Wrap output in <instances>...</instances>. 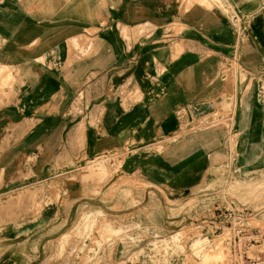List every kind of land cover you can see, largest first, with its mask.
Masks as SVG:
<instances>
[{
    "label": "rangeland",
    "instance_id": "rangeland-1",
    "mask_svg": "<svg viewBox=\"0 0 264 264\" xmlns=\"http://www.w3.org/2000/svg\"><path fill=\"white\" fill-rule=\"evenodd\" d=\"M184 1H174L180 15H188L189 11L208 13L238 31L234 52L221 59L219 66V78L224 82L222 111L190 131L193 137L200 135L207 149L201 152V164L208 168L201 184L186 191L159 189L158 194L149 192L142 200L144 183L131 180L105 188L110 180L120 178V164L114 159L113 175L106 176L98 200L85 199L71 208V203L62 199L61 186L66 177L63 174H85L87 168H79L82 163L108 168L110 162L101 155L92 164L83 151L87 122L86 104L81 103L83 94L72 102L73 95L61 91L48 104L44 113L47 119H34L39 115L37 111H23L14 104L22 95L24 77L17 67L7 65L12 77L0 88V264H200L201 258L185 242L179 249L165 246L177 233L183 237L207 233L220 240L221 264H232L228 247L230 226L219 224L224 212L234 211L235 217L229 220L232 225L239 221L264 232V68L260 66L264 55V0H217L212 2L215 5L206 4L210 10L194 0ZM107 4L108 0H96L95 11L110 10V20L119 18L113 15L119 9L113 5L108 9ZM110 26L111 34L123 37V47L129 48L135 41L132 37L138 32L118 24L116 29L114 24ZM254 29L260 30V47L254 42ZM114 42L120 46L119 40ZM5 45L6 41L0 40V49ZM99 46L95 40L96 51ZM243 66L257 71L248 72ZM73 75L67 71L64 77L69 81ZM105 78L99 73L87 77L99 81V90L104 87ZM236 96L241 102L244 97L251 98L247 115L254 111V119H262L258 123L262 130L257 127L255 136H249L245 143L246 137L238 135L232 107ZM85 97H89L88 92ZM7 106L12 107L11 118L6 113L1 115ZM96 121L95 118L91 123ZM45 126L56 129L41 131ZM79 127H83L80 137L76 135ZM187 132L182 125L173 137L179 139ZM247 147L254 150L246 153ZM98 161L102 165H97ZM150 204L152 207L148 208ZM82 205L86 211L101 209L105 215L82 221L78 213ZM211 218L215 220L213 225H203V220ZM250 248L248 257L255 251L263 253L264 240ZM210 264L218 263L211 260Z\"/></svg>",
    "mask_w": 264,
    "mask_h": 264
},
{
    "label": "crops",
    "instance_id": "crops-1",
    "mask_svg": "<svg viewBox=\"0 0 264 264\" xmlns=\"http://www.w3.org/2000/svg\"><path fill=\"white\" fill-rule=\"evenodd\" d=\"M174 1L108 0V9H119L113 14L119 18L112 21L110 10L95 11L96 0H0V40L6 41L0 62L17 67L24 77L22 95L14 104L37 111L34 119L42 120L61 91L71 93L72 102L83 94V151L92 164L101 155L110 159L108 168L82 163L79 168H87L85 174H63L62 199L71 208L101 196L106 176L113 175L114 159L120 164V178L105 188L131 180L144 183L142 200L159 189L192 190L206 176L201 152L207 149L200 135L193 137L190 131L222 111L219 66L234 52L238 31L208 13L180 15ZM111 24L138 32L129 48L123 47L121 35L111 34ZM95 40L100 44L97 51ZM260 66L264 68V55ZM67 71L74 73L72 80L65 79ZM93 73L107 76L102 90L98 78L87 79ZM235 101L239 130L244 107L238 96ZM11 108L1 115L11 118ZM182 125L188 132L173 137ZM252 150L247 147L246 153Z\"/></svg>",
    "mask_w": 264,
    "mask_h": 264
},
{
    "label": "bare ground",
    "instance_id": "bare-ground-1",
    "mask_svg": "<svg viewBox=\"0 0 264 264\" xmlns=\"http://www.w3.org/2000/svg\"><path fill=\"white\" fill-rule=\"evenodd\" d=\"M190 1H192V2L195 1V3L198 2L199 6L205 7L208 10H210L211 8L209 7V5L212 6V4H213L212 2H215L217 0H194V1L190 0ZM184 2H189V0H186ZM208 3H209V5H206ZM213 5H215V4H213ZM258 30L257 29L253 30V36H254V40H255L254 42H256L258 47H260V44L258 43L257 35H261V34H260V30L259 31ZM126 31H128V30H126ZM252 55H255L254 52H252ZM11 77H12V72L9 69V67L7 65L1 64L0 65V88L2 87L1 86L2 83H6ZM250 99L251 98L248 99L247 97H244L242 100V105H243L244 109H243V115L241 116L242 119L239 123L240 125H239V130H238L239 134L238 135L241 134V137H244V138L246 137L245 140L243 141L244 143L246 140L248 142L249 136H252V135L255 136V130L258 131L259 128H257V127H260V125H258V123L261 124V121H262V119H260V118L258 120L254 119L256 117V116L255 117L253 116L255 114L254 111H252V113H251V119L252 120L247 121L248 115H247L246 109L249 106ZM234 103H235V101L233 100L232 105H234ZM253 103H254V101H253ZM232 120H234V117L232 118ZM251 121H253V122H251ZM260 130H262L261 127H260ZM82 131H83V127H79L76 130V135L78 137H80V134L82 133ZM218 186H219V184H218ZM217 195H213L212 197L216 198ZM229 196L233 197V198L236 197L234 194H231V193H229ZM85 207L86 206L82 205L79 212H78L79 217L82 221H85V222L88 220L94 221V220L105 215V213L101 209H93V210L86 211L83 209ZM151 207H152V204H150L148 206V208H151ZM217 208H219V207H217ZM234 217H235L234 211L227 210L223 214V219H220V221L223 224L231 226L230 229H228L230 231V233H229L230 236L228 239L229 250H230L231 245L234 241L236 231L239 229L237 227V224L244 225L243 222H239V221L237 223L233 222V225H232V223H230L229 220L233 219ZM213 218L215 219V214H214ZM213 218L209 219L208 221L203 220V225H210L211 222L215 223V220H212ZM220 218H222V213L220 214ZM2 236H3V234H2ZM218 241L220 242V240H215L213 237H211L207 233L206 234H196V235H192V236L190 235L187 237H183L182 235L177 233V234L172 236L171 242L170 243L167 242L165 246H171L174 249H179L180 247H182L183 242H185V245L194 254L198 255L201 258L200 264H210L211 260L217 262L218 264H221V262H222L221 248L218 244ZM230 254H231V251H230ZM231 263L234 264L232 255H231Z\"/></svg>",
    "mask_w": 264,
    "mask_h": 264
},
{
    "label": "built area",
    "instance_id": "built-area-1",
    "mask_svg": "<svg viewBox=\"0 0 264 264\" xmlns=\"http://www.w3.org/2000/svg\"><path fill=\"white\" fill-rule=\"evenodd\" d=\"M221 223L219 222V224ZM210 225H213V222ZM237 227L239 229L236 231L230 248L234 264H264V252L255 251L252 257L247 255L251 251V246L264 240V232L258 229L252 230L244 225H237ZM245 258L248 260L246 261Z\"/></svg>",
    "mask_w": 264,
    "mask_h": 264
}]
</instances>
